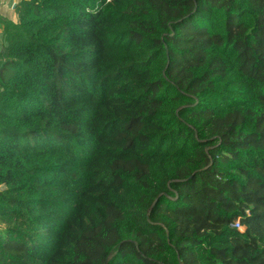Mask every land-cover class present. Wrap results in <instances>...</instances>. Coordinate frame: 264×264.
Returning a JSON list of instances; mask_svg holds the SVG:
<instances>
[{"label":"trees","instance_id":"trees-1","mask_svg":"<svg viewBox=\"0 0 264 264\" xmlns=\"http://www.w3.org/2000/svg\"><path fill=\"white\" fill-rule=\"evenodd\" d=\"M15 13L0 264H264V0Z\"/></svg>","mask_w":264,"mask_h":264},{"label":"crops","instance_id":"crops-1","mask_svg":"<svg viewBox=\"0 0 264 264\" xmlns=\"http://www.w3.org/2000/svg\"><path fill=\"white\" fill-rule=\"evenodd\" d=\"M19 0H0V51L4 42L3 27L5 22L16 23L18 16L15 7Z\"/></svg>","mask_w":264,"mask_h":264},{"label":"built area","instance_id":"built-area-1","mask_svg":"<svg viewBox=\"0 0 264 264\" xmlns=\"http://www.w3.org/2000/svg\"><path fill=\"white\" fill-rule=\"evenodd\" d=\"M232 227L236 229H240V225L238 224V222H235Z\"/></svg>","mask_w":264,"mask_h":264},{"label":"rangeland","instance_id":"rangeland-1","mask_svg":"<svg viewBox=\"0 0 264 264\" xmlns=\"http://www.w3.org/2000/svg\"><path fill=\"white\" fill-rule=\"evenodd\" d=\"M1 189H3V187H2ZM235 229H236V228H235ZM2 230H3V229H2ZM2 230H0V236L3 235ZM238 230L242 231V227H240V229H238Z\"/></svg>","mask_w":264,"mask_h":264}]
</instances>
